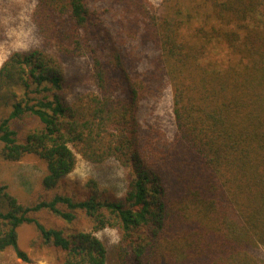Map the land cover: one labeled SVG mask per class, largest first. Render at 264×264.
<instances>
[{"label":"trees","instance_id":"16d2710c","mask_svg":"<svg viewBox=\"0 0 264 264\" xmlns=\"http://www.w3.org/2000/svg\"><path fill=\"white\" fill-rule=\"evenodd\" d=\"M31 22L0 67V155L47 171L26 199L0 181V250L29 261L34 225L62 264H264V0H36ZM168 87L172 137L145 110ZM78 155L117 161L125 195L59 192Z\"/></svg>","mask_w":264,"mask_h":264},{"label":"rangeland","instance_id":"374dc122","mask_svg":"<svg viewBox=\"0 0 264 264\" xmlns=\"http://www.w3.org/2000/svg\"><path fill=\"white\" fill-rule=\"evenodd\" d=\"M154 7H160L162 0H150ZM36 0H0V67L9 54L16 50L35 47L39 38L31 22V14ZM85 69V64H81ZM83 74V70L80 71ZM173 91L168 87L164 94L145 104V110L172 137L176 132L173 115ZM45 162L35 157H29L20 162L4 161L0 155V181L12 186L17 197L26 199L32 193L40 190L41 180L45 176ZM94 180L105 196L111 201L123 197L126 192L125 170L115 160H109L103 165H94L77 156V166L73 173L67 176L58 189L62 193L84 194L87 183ZM88 191V189H87ZM47 226L60 225L58 220L47 214L37 216ZM80 230L91 232L92 227L87 220L76 224ZM96 236L110 248L119 240L114 229H105ZM19 247L24 251L29 261H24L9 249L0 250V264H62L64 255L56 249L43 247L40 234L34 225H25L19 231Z\"/></svg>","mask_w":264,"mask_h":264}]
</instances>
